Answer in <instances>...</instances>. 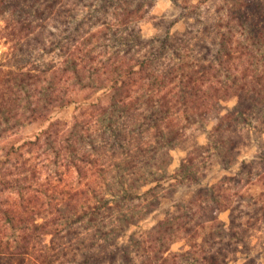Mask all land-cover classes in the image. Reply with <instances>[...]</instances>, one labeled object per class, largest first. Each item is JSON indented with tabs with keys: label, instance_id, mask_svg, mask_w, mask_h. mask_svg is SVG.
I'll return each mask as SVG.
<instances>
[{
	"label": "trees",
	"instance_id": "obj_1",
	"mask_svg": "<svg viewBox=\"0 0 264 264\" xmlns=\"http://www.w3.org/2000/svg\"><path fill=\"white\" fill-rule=\"evenodd\" d=\"M154 1L0 0V264H264L262 217L220 220L235 192L203 168H233L256 122L259 153L225 178L264 170V0L226 2L202 54L142 35Z\"/></svg>",
	"mask_w": 264,
	"mask_h": 264
},
{
	"label": "rangeland",
	"instance_id": "obj_2",
	"mask_svg": "<svg viewBox=\"0 0 264 264\" xmlns=\"http://www.w3.org/2000/svg\"><path fill=\"white\" fill-rule=\"evenodd\" d=\"M232 0H179V4L174 3L172 0H155L154 5L151 7L150 11L141 18L137 26L140 27V31L145 38L157 37L162 35L167 28H170V31L174 34H185L183 39H187L190 43L191 48L195 53L202 54L204 52V46L202 42L209 43L214 35L210 29V34L198 33L202 28L213 26L216 18L218 16H224L225 10L222 6L226 2H231ZM222 8V9H221ZM224 10V11H222ZM221 12V13H220ZM175 22V23H174ZM174 23V24H172ZM4 24V21L0 18V26ZM169 25V26H168ZM201 31V30H200ZM183 36V35H182ZM206 39V40H202ZM149 49L148 47L143 48L142 52L145 53ZM7 50V45L3 43V39H0V54L3 51ZM235 102L234 99L226 102L228 106L233 105ZM225 104V103H224ZM72 114V110L69 112ZM211 123L206 124V128H209ZM38 129L37 124H27L21 126L14 134V138H24L30 136ZM204 127L201 129L194 128V130L188 131L197 135L199 142L203 143L206 139L205 133L203 132ZM247 140L244 145L240 148L238 154V160L236 165L229 169H222L218 165H213V169L209 170L210 162L207 161L203 167L207 172L206 177L211 181H220L223 180V186L225 189L234 193L233 202L231 207L223 210L219 214V219L223 222H229L231 219V212L236 216L237 222L243 223L248 220L254 213L257 212L263 220L257 221L252 226L249 227L247 231V237L251 241V244L255 247L256 251L258 248H262L264 245V210L261 209V206L264 203V170L260 175H255L253 178H246L244 175L242 181L236 186L231 179L225 178L232 177L235 175L234 172L238 170L239 163L242 160H250L260 151L259 142L261 135V126L260 124L253 122L251 125H248L243 129V132L246 133ZM174 159L173 163L170 166V170H174L179 162V159L185 155L184 150H175L173 152ZM198 154V158H199ZM201 159V158H199ZM71 182H76L74 177H71L69 173L65 174V180L63 184H71ZM190 187H187L184 196L186 198L190 197L192 189L187 191ZM160 213L156 214L154 218H150L149 222H154L155 218L159 216ZM189 243L187 239L183 236H180L179 233H176L175 240L170 244L171 251L181 250L182 248H189ZM234 264V263H231Z\"/></svg>",
	"mask_w": 264,
	"mask_h": 264
}]
</instances>
